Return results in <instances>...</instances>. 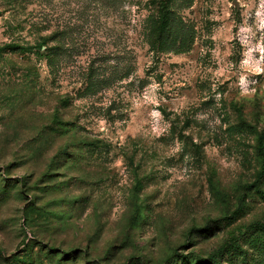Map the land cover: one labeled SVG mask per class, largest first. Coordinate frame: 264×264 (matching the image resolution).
Returning <instances> with one entry per match:
<instances>
[{
	"label": "rangeland",
	"instance_id": "1",
	"mask_svg": "<svg viewBox=\"0 0 264 264\" xmlns=\"http://www.w3.org/2000/svg\"><path fill=\"white\" fill-rule=\"evenodd\" d=\"M157 1L0 0V264H264V0Z\"/></svg>",
	"mask_w": 264,
	"mask_h": 264
},
{
	"label": "trees",
	"instance_id": "2",
	"mask_svg": "<svg viewBox=\"0 0 264 264\" xmlns=\"http://www.w3.org/2000/svg\"><path fill=\"white\" fill-rule=\"evenodd\" d=\"M115 0H105L104 6L108 7L113 3ZM169 0H158L157 5L158 9L156 11V16L151 18L150 27H149V33L156 34L158 37L166 36L167 38L175 39L178 34H185L186 30L182 25H178L177 23H174L173 18V11L169 10L167 6V2ZM161 16V18H160ZM163 20L162 23H157L158 21ZM188 33V32H187ZM52 36L44 37L43 40L32 46L34 48L35 46L40 50L42 47H45L46 50L45 56L48 58L49 61H51L54 58V53L61 50L60 46L58 45H48V41L51 39ZM5 47L8 49H21L23 50V53H26V50L24 48L19 47V45H12V44H6ZM31 52V50H29ZM58 53V52H57ZM56 117V116H55ZM258 151L262 156H264V150L262 149V141L258 140ZM261 229L264 230V224H261L259 226Z\"/></svg>",
	"mask_w": 264,
	"mask_h": 264
}]
</instances>
